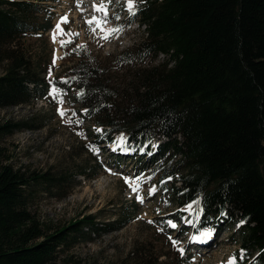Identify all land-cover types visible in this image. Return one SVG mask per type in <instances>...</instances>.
I'll return each mask as SVG.
<instances>
[{
	"label": "trees",
	"instance_id": "obj_1",
	"mask_svg": "<svg viewBox=\"0 0 264 264\" xmlns=\"http://www.w3.org/2000/svg\"><path fill=\"white\" fill-rule=\"evenodd\" d=\"M39 1L0 0V58L6 63L0 109L31 105L49 85L70 93L98 143L110 145L125 134L136 152L152 154L159 182L171 181L167 197L180 209L201 210L198 227L236 225L237 264H264V0L136 2L130 22L145 38L118 56L134 70L126 91L82 59L64 80L41 78L20 47L25 36L52 29L51 22H40L46 4L39 3L50 0ZM159 55L161 63L144 66ZM34 129L30 122L0 121V140ZM6 160L0 148V264H56L57 254L80 238L90 241L132 221L99 223L88 215L46 229L29 208L32 188L62 192L70 175L26 173ZM165 160L169 169L159 164ZM97 171L92 166L75 176L94 179Z\"/></svg>",
	"mask_w": 264,
	"mask_h": 264
},
{
	"label": "rangeland",
	"instance_id": "obj_2",
	"mask_svg": "<svg viewBox=\"0 0 264 264\" xmlns=\"http://www.w3.org/2000/svg\"><path fill=\"white\" fill-rule=\"evenodd\" d=\"M100 2L50 0L39 3L46 4L41 5L44 14L40 22H51L52 29L25 36L20 47L26 50L47 83L64 80L82 59L102 69L118 90L126 91L132 86L133 66H122L117 62L118 56L145 38L144 29L130 22L127 0H111L107 27H120L122 31L107 40L100 39L103 33L97 29L93 34L85 22L93 15H102L93 7ZM64 16L69 22L61 24L63 31L79 33V36L58 34L54 42L53 32ZM67 39H72V43L62 46L60 41ZM81 45L85 47H78ZM163 60L164 56L159 55L144 66L158 65ZM5 67L6 63L0 58V75ZM49 86L45 97L31 105L0 109L1 122H30L36 127L0 140L6 164L26 173L66 172L70 175L71 183L62 192L34 186L29 197L31 212L49 230L88 215L96 216L99 223L125 217L132 219L119 231L101 237L93 235L90 241L80 238L74 247L57 254L56 264H227L230 258L241 253L236 225L229 227L227 222L221 221L220 227L210 224L203 230L198 228L201 211L195 205L180 209L171 196L167 197L164 190L170 188L171 181L159 182L162 172L154 169L152 154L136 152L127 145L124 134L115 136V144L98 143L91 122L84 120L81 107L73 104L72 95ZM157 145L153 143L152 148ZM160 163L164 164V169L170 168L166 160ZM92 166L98 168L96 178L75 176L84 168L90 171ZM139 168L144 171L141 173ZM73 180L75 186L70 188ZM133 187L138 191H133ZM150 189H154L151 194ZM138 197L143 198V203ZM179 212H185V217L181 219ZM204 233L208 236L204 237ZM196 237L201 239H194ZM254 262L257 260L246 264Z\"/></svg>",
	"mask_w": 264,
	"mask_h": 264
},
{
	"label": "snow or ice",
	"instance_id": "obj_3",
	"mask_svg": "<svg viewBox=\"0 0 264 264\" xmlns=\"http://www.w3.org/2000/svg\"><path fill=\"white\" fill-rule=\"evenodd\" d=\"M111 3V0H101L100 4H94V10L98 13H102L101 16H95L93 15L91 17V19H87L85 22L87 23V25L89 26V30L95 34L97 32V29L100 30L101 33H103L102 36H100V39H105L107 40L109 37L114 36L115 34L119 33L120 31H122V29L120 27H113V28H109L107 27L108 24V4ZM127 6H128V10L129 12H133L134 8H135V2L134 0H127ZM116 19H119V17L117 16ZM68 18L67 16H64L61 18V22L58 23L56 25V31L53 32V41H56L57 35H63V36H68V37H78L79 33H71V32H64L63 29L61 28V24L62 23H68ZM62 46H67V44L72 43V39H67V40H61L60 41ZM78 47H85V46H78ZM56 93V90L53 89V94ZM65 113L64 111L61 109V115L63 116ZM133 191H138L137 188L133 187ZM150 194L151 192L154 191V189H150ZM140 199V202L143 203V198L142 197H138ZM151 222V221H150ZM208 233H204V237H207ZM194 239H201V237H196ZM181 251L183 252V249H181ZM237 262V258L235 256H233L232 258H230V260L227 262V264H236Z\"/></svg>",
	"mask_w": 264,
	"mask_h": 264
}]
</instances>
